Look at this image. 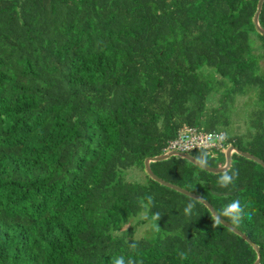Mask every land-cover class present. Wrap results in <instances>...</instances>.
Wrapping results in <instances>:
<instances>
[{"label":"trees","instance_id":"obj_1","mask_svg":"<svg viewBox=\"0 0 264 264\" xmlns=\"http://www.w3.org/2000/svg\"><path fill=\"white\" fill-rule=\"evenodd\" d=\"M258 1L0 0V264L255 262L203 204L185 215L194 199L151 180L144 161L195 127L264 162ZM207 152V167L224 165L221 150ZM149 167L218 215L246 202L250 218L220 217L264 264L259 164L234 154L228 187L179 157Z\"/></svg>","mask_w":264,"mask_h":264},{"label":"water","instance_id":"obj_2","mask_svg":"<svg viewBox=\"0 0 264 264\" xmlns=\"http://www.w3.org/2000/svg\"><path fill=\"white\" fill-rule=\"evenodd\" d=\"M263 2L264 0H259L257 3V7H256V12L253 16L252 22L254 25V28L256 30V32L264 37V29H262V27L259 24V14L261 11V8L263 6ZM236 154L239 156H242L246 159L252 160L255 163L259 164L263 169H264V162L255 157L252 156L246 152L240 151L238 148L234 147V146H229V148L227 149L226 153H225V163L223 166L221 167H217V168H211V167H201L199 166L194 157H192L190 154L187 153H179V152H166L163 155H159L156 157H152V158H147L144 161V171L146 173V175L153 181L159 183L162 186H165L169 189H172L178 193H181L191 199L197 200L198 202H200L201 204H203L208 211L211 213V215L217 220V216L218 214L215 212V210L213 209V207L202 197L195 195L194 193H191L187 190L181 189L175 185H172L170 183H167L161 179H159L158 177H156L152 171L150 170V164L153 162H160V161H164L170 157H179L182 159H185L186 161L190 162L191 164L195 165L196 167L209 172V173H213V174H220L223 170H229V168L231 167V162H232V156ZM209 188L211 189V186H209ZM235 191H233L231 194L235 193ZM220 224H222L224 227L228 228L230 231H232L233 233H235L237 236H239L240 238H242L245 242H247L252 248L253 250L256 252L257 258L255 260V262L253 264H259L260 263V252H259V247L257 245H255L244 233L240 232L238 229L234 228L233 226H231L230 224H228L225 220H223L220 216Z\"/></svg>","mask_w":264,"mask_h":264},{"label":"clouds","instance_id":"obj_3","mask_svg":"<svg viewBox=\"0 0 264 264\" xmlns=\"http://www.w3.org/2000/svg\"><path fill=\"white\" fill-rule=\"evenodd\" d=\"M219 139H226L227 134L221 133L218 137ZM230 144L226 145L229 146ZM225 146V144H224ZM223 152V151H222ZM166 153V152H165ZM190 154V153H187ZM208 156L209 153L207 151H201L199 155L194 157L196 163L201 167H206L208 165ZM239 171L236 168H232L231 170H223L219 175L218 184L221 187H228L233 184L234 181L238 178ZM197 200H190L185 208V215H192L194 209L196 208ZM248 205L246 202H242L240 199H235L231 203L224 206L222 212L217 216L216 223L220 222L219 216L222 215L224 217H229L234 224H238L242 218L245 216L250 218L251 213L247 212L246 209ZM155 220L160 219V214L156 213L154 215ZM215 226V225H214ZM130 247L135 250L137 245L135 243L131 244ZM113 264H136L135 260L132 257H128L127 260L123 256H117L113 260Z\"/></svg>","mask_w":264,"mask_h":264},{"label":"built area","instance_id":"obj_4","mask_svg":"<svg viewBox=\"0 0 264 264\" xmlns=\"http://www.w3.org/2000/svg\"><path fill=\"white\" fill-rule=\"evenodd\" d=\"M221 133L205 132L193 127H185L178 132L174 140L168 142L166 152L191 153L192 151H209L213 148L224 151V140Z\"/></svg>","mask_w":264,"mask_h":264},{"label":"rangeland","instance_id":"obj_5","mask_svg":"<svg viewBox=\"0 0 264 264\" xmlns=\"http://www.w3.org/2000/svg\"><path fill=\"white\" fill-rule=\"evenodd\" d=\"M238 111H239V109H238ZM235 112H236V110H235ZM235 114V113H234ZM236 116V115H235ZM235 130V132H236V127L234 128ZM238 130L239 131H242V130H244V127H238ZM223 166V165H222ZM145 178V173H144V171H142V170H140V171H137V170H130L128 173H127V179L128 180H131V181H136V182H144V179ZM142 229L143 228H139L137 231H139L140 233H142ZM139 232H137V236L139 237L140 235H139Z\"/></svg>","mask_w":264,"mask_h":264},{"label":"crops","instance_id":"obj_6","mask_svg":"<svg viewBox=\"0 0 264 264\" xmlns=\"http://www.w3.org/2000/svg\"><path fill=\"white\" fill-rule=\"evenodd\" d=\"M229 146H233V145H229ZM229 146H225V148L223 149L224 151L222 153L224 155V161H225V153H226L227 149L229 148Z\"/></svg>","mask_w":264,"mask_h":264}]
</instances>
